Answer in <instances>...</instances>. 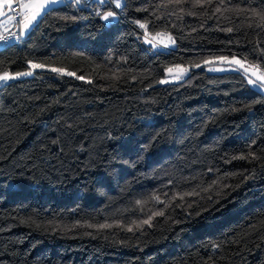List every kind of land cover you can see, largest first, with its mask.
I'll use <instances>...</instances> for the list:
<instances>
[{
    "label": "trees",
    "instance_id": "1",
    "mask_svg": "<svg viewBox=\"0 0 264 264\" xmlns=\"http://www.w3.org/2000/svg\"><path fill=\"white\" fill-rule=\"evenodd\" d=\"M195 3L124 0L109 24L72 1L0 48V75L75 73L0 87V264H264V94L202 63L264 69V0Z\"/></svg>",
    "mask_w": 264,
    "mask_h": 264
},
{
    "label": "snow or ice",
    "instance_id": "2",
    "mask_svg": "<svg viewBox=\"0 0 264 264\" xmlns=\"http://www.w3.org/2000/svg\"><path fill=\"white\" fill-rule=\"evenodd\" d=\"M17 3L18 8L21 10L19 15L21 17L20 23L22 25L23 31L21 32V35L31 30L39 21L43 19V17L48 14L52 10V6L58 5L63 2V0H3L2 3H0V14H4L2 11L3 5L6 4L9 11L13 10V3ZM99 3L104 4L106 0H98ZM111 2H114L116 8H121V0H111ZM175 3L180 4L183 2V0H174ZM76 4H80L81 0H75ZM212 0H196V3L193 4V7L199 6L204 7L205 4L211 5ZM215 11L219 12L220 8H216ZM193 13H189V15H192ZM97 15H101L102 19L105 21L110 22L111 20H115L117 13L114 11H107L103 14L97 13ZM254 15L259 16V19L262 21L259 27H264V13H254ZM135 23L141 28L145 29V35H144V41L145 43L151 44L153 47H156L158 44L163 45L164 47H168L169 44H175V39L171 36V34H165L163 33H156L152 38H149V34L147 33V26L145 23H142L141 21L137 20ZM227 32H232V28L225 29ZM15 36V33L12 34ZM158 37H163L160 39H157ZM20 37L17 36L16 39H19ZM9 37H5L3 34H0V41L8 40ZM217 62H220L222 64H228L233 67L231 69L228 68H210V71H226V70H232L236 72H240L242 74V77L247 78V83L252 86V88L256 91H259L261 94H264V69H261L258 65H253L247 63V58L244 59H238L237 57L233 56L231 58L220 56L215 58H210L202 61L203 64H216ZM194 67H201V63H196L193 65ZM43 64H35L32 63L30 65V70L28 72L23 73H16L15 76L10 73H3L0 75V81H7L10 79H14L18 76H24V75H31L32 70H35L37 68H43ZM53 72L66 74V75H75V73L67 72L65 73L64 69L61 68H52L50 69ZM176 70L178 71V75L175 77V79H181L182 76L189 71V68H183L182 66H176ZM169 72H172L173 69L169 68ZM77 79H83V77H77ZM167 81H160V83H164ZM243 158V157H241ZM156 200H159V197H153ZM183 197H181L182 199ZM137 203H142L138 201ZM155 215H163V212H155L152 214V216ZM152 217L150 216L149 219L142 221L143 224H149L151 223ZM91 227V225H89ZM100 228L105 227H111V225H100ZM131 230V229H129Z\"/></svg>",
    "mask_w": 264,
    "mask_h": 264
},
{
    "label": "rangeland",
    "instance_id": "3",
    "mask_svg": "<svg viewBox=\"0 0 264 264\" xmlns=\"http://www.w3.org/2000/svg\"><path fill=\"white\" fill-rule=\"evenodd\" d=\"M72 1H74V0H63V2L62 3H60V4H58V5H55V6H52V8L53 7H56V6H59V5H63V4H65V3H68V2H72ZM123 2H124V0H121V5H123ZM114 3V2H113ZM16 3L14 2L13 3V5H15ZM114 7H115V4H114ZM121 8H122V6H121ZM121 8H116L115 7V9H117V10H121ZM9 11V10H8ZM112 11H114V12H116V10H112ZM107 12V11H106ZM11 16V15H10ZM111 20V19H110ZM105 21V20H104ZM107 23H109V21H106ZM142 31H143V35H142V37H143V40H144V35H145V29H141ZM21 31H23V28H22V25H21ZM30 31L31 30H29L28 32H26V33H24L23 34V39H25L27 36H28V34L30 33ZM148 33V32H147ZM149 34V38L151 39L152 38V36H154V35H151L150 33H148ZM163 34H165V36L167 35L166 33H163ZM160 38H163V37H158L157 39H160ZM146 44H149V43H146ZM150 45V44H149ZM175 47V44H169V46L168 47H164L163 45H160V44H158L156 47H154V49H156V50H159V49H173ZM228 58H231V57H228ZM238 59H241V58H239V57H237ZM247 63H249V62H247ZM32 63H30L29 64V69L27 70V71H24V72H28L29 70H30V65H31ZM35 64H37V63H35ZM250 64V63H249ZM206 66V69L209 71V72H211V73H221V72H227V71H232V70H226V71H210L209 69L210 68H228V69H231V67H233V66H231V65H228V64H222V63H220V62H217L216 64H208V65H205ZM183 68H189L190 70L189 71H187L183 76H182V78L181 79H175V77L178 75V71L176 70V67H171L172 69H173V71L172 72H169L168 71V69H167V71H166V75H165V78H163L161 81H167V82H164V83H160V85H167V84H175V83H179V82H181V81H183L188 75H189V73L191 72V70L192 69H197V67H195V68H192V67H189V66H182ZM199 68V67H198ZM50 69H52V67H46V66H44L43 68H37V69H35V70H32V74L31 75H24V76H18V77H16V78H14V79H10V80H7V81H0V87L3 85V84H5V83H7V82H9V81H14V80H20V79H25V78H30V77H32L34 74H35V72H37V71H51ZM65 71V70H64ZM51 72H53V71H51ZM7 73H9V72H7ZM21 73H23V72H21ZM54 73H57V72H54ZM65 73H67V71H65ZM11 74V73H10ZM57 74H61V73H57ZM12 75H14L15 76V74H12ZM62 75H64V74H62ZM66 75V74H65ZM252 87V86H251Z\"/></svg>",
    "mask_w": 264,
    "mask_h": 264
},
{
    "label": "built area",
    "instance_id": "4",
    "mask_svg": "<svg viewBox=\"0 0 264 264\" xmlns=\"http://www.w3.org/2000/svg\"><path fill=\"white\" fill-rule=\"evenodd\" d=\"M80 4L86 10L88 11L92 10L98 13H105L106 11L116 10L117 13L116 18L115 20H110L109 24H114L121 18V14L119 10L115 9L114 3L111 2V0H106L104 4L99 3L98 0H81ZM20 11L21 10L18 8L17 3L13 5V10L9 11V15H11L13 18L14 28L7 31L6 33H2L5 37H9V39L5 41H0V47L14 45V44H22L24 42L23 35H21V31L19 29V27L21 26L20 23L21 17L19 15ZM13 33H15V36L12 35ZM17 36H19L20 38L16 39Z\"/></svg>",
    "mask_w": 264,
    "mask_h": 264
},
{
    "label": "crops",
    "instance_id": "5",
    "mask_svg": "<svg viewBox=\"0 0 264 264\" xmlns=\"http://www.w3.org/2000/svg\"><path fill=\"white\" fill-rule=\"evenodd\" d=\"M2 2L3 0H0V3ZM2 11L4 14H0V34L6 33L7 31L14 28L13 18L9 15V11L6 4L3 5ZM19 29L21 31V26L19 27Z\"/></svg>",
    "mask_w": 264,
    "mask_h": 264
}]
</instances>
